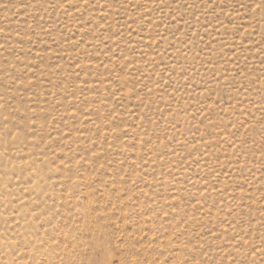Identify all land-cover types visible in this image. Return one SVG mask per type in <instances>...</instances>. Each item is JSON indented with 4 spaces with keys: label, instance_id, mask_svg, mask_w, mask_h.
<instances>
[{
    "label": "rangeland",
    "instance_id": "obj_1",
    "mask_svg": "<svg viewBox=\"0 0 264 264\" xmlns=\"http://www.w3.org/2000/svg\"><path fill=\"white\" fill-rule=\"evenodd\" d=\"M264 0H0V264H264Z\"/></svg>",
    "mask_w": 264,
    "mask_h": 264
},
{
    "label": "snow or ice",
    "instance_id": "obj_2",
    "mask_svg": "<svg viewBox=\"0 0 264 264\" xmlns=\"http://www.w3.org/2000/svg\"><path fill=\"white\" fill-rule=\"evenodd\" d=\"M258 8L264 9V2H260L257 4Z\"/></svg>",
    "mask_w": 264,
    "mask_h": 264
}]
</instances>
